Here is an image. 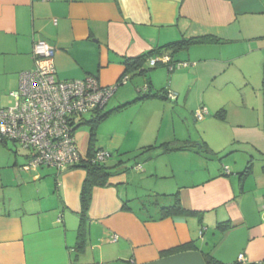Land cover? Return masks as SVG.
<instances>
[{
	"label": "crops",
	"instance_id": "0c3cea01",
	"mask_svg": "<svg viewBox=\"0 0 264 264\" xmlns=\"http://www.w3.org/2000/svg\"><path fill=\"white\" fill-rule=\"evenodd\" d=\"M195 36L210 39L183 49L187 58L167 51L189 65L159 91L171 90L180 103L185 89L183 112L208 114L196 119L194 135L177 139L190 148L156 153L184 162L186 178L172 189L193 213L157 219L159 204L127 191L120 164L107 185L92 188L77 249L85 170L24 168L29 151L0 141V264H213L206 255L216 264H264V0H0V98L13 101L0 108L13 105L20 73L34 68V40L54 47L58 79L93 75L105 86L125 73V59ZM221 110L223 118L215 115ZM144 137L140 143L159 149L151 129ZM167 168L143 171L174 177L170 161ZM172 203L170 196L163 205Z\"/></svg>",
	"mask_w": 264,
	"mask_h": 264
},
{
	"label": "built area",
	"instance_id": "2783aa9c",
	"mask_svg": "<svg viewBox=\"0 0 264 264\" xmlns=\"http://www.w3.org/2000/svg\"><path fill=\"white\" fill-rule=\"evenodd\" d=\"M31 54L34 68L20 73L17 88L11 92L13 105L0 108V141H11L29 151L24 168L50 166L60 172L83 158L74 138L77 117L86 112H100L117 86L126 83L129 76L123 75L105 86L93 75L62 80L56 77L51 44L34 40ZM148 62L151 66L163 64L168 71L189 65L188 61L173 60L168 53L150 57ZM166 96L176 100V94L169 89ZM207 114L204 107L195 111L198 120ZM110 156L107 149L96 148L90 160L105 163ZM243 258L242 253L238 255L239 260Z\"/></svg>",
	"mask_w": 264,
	"mask_h": 264
},
{
	"label": "rangeland",
	"instance_id": "374dc122",
	"mask_svg": "<svg viewBox=\"0 0 264 264\" xmlns=\"http://www.w3.org/2000/svg\"><path fill=\"white\" fill-rule=\"evenodd\" d=\"M178 54H180L181 58H187V51L181 50ZM144 67L146 68L145 74L147 73L150 77L154 75L151 82L145 78L143 73L132 71L129 75V80L117 86L113 96L108 99L100 112H86L77 117V122L79 123L74 128V138L78 151L83 155H86L90 146L106 148L111 153V156L105 163L110 166L114 164L122 165L120 169L124 170L129 178L127 191L137 195L141 202L143 200L144 203H150L158 199L160 204H166L170 199L168 193L170 191L168 190H174L175 192L176 189H172V187L175 188L177 180L183 181L186 178L184 162L178 161L176 158L170 160L166 155H156L155 148H147L150 143L140 142H145V132L151 129L153 140L159 136L156 142L157 145H160L161 142H166L170 145L178 144L179 141L177 139L183 140V137L187 138L189 135L195 134L198 120L181 109L184 107L183 95L185 89L181 95L180 103L161 97L136 99L144 92L147 94L160 93L161 91L159 90L167 87L172 80V74L184 69L182 67L169 72L163 64L151 66L147 62ZM238 74L239 72L237 71V77ZM146 83L149 84V88L144 90ZM182 86L186 88L185 83ZM234 86L238 85L234 84ZM209 91H211V87L208 88L206 93ZM234 91L239 92V89L231 88L229 92L232 93ZM120 96L127 98V101H123L122 104H126L116 109L121 105L116 103L119 102L117 98ZM190 101L191 98L189 99ZM12 102L10 98H0V106L9 105ZM106 112V116L96 121H91L96 119L99 114L103 115ZM7 145L11 150H17L19 153L25 152V149L11 141H7ZM169 161L176 170L174 177L151 179L143 171L146 165H155L160 171L166 172L168 171ZM137 163L141 166L139 169L135 168ZM151 188L163 191H158L162 193L155 195V191L149 190Z\"/></svg>",
	"mask_w": 264,
	"mask_h": 264
},
{
	"label": "trees",
	"instance_id": "16d2710c",
	"mask_svg": "<svg viewBox=\"0 0 264 264\" xmlns=\"http://www.w3.org/2000/svg\"><path fill=\"white\" fill-rule=\"evenodd\" d=\"M210 38L208 36H195V37H182L179 40L172 41L169 43H166L162 46L155 47L152 50H149L145 53H143L140 56L134 57V58H127L124 60L125 64V74L126 72H132V71H137L138 73H144L146 68L144 67V63L146 62L147 59H149L152 55H159V54H164L169 51L171 54L183 49H187L191 44L195 43H200V42H206ZM169 54V53H168ZM170 55V54H169ZM122 75V76H123ZM147 89L149 88V84L146 83ZM146 89V90H147ZM264 89V86H263ZM153 97H161V98H167L166 96V91L164 90L163 92L156 93V94H147L143 93L140 97L136 99H144V98H153ZM168 99V98H167ZM126 103L121 104L118 108H121L124 106ZM223 110L218 111L215 113L216 116L223 118ZM107 115L106 113H103V115L99 114L96 119H92L91 121H96L104 116ZM79 122L75 124L78 125ZM147 148H155L154 146H148ZM158 150L156 153H166L174 150H183V149H188L190 148V143L189 141H183L181 144H176V145H170L169 143H161L158 145ZM96 148L94 146H90L88 148V151L83 157L80 162L72 167L75 168H82L85 170L86 175L85 178L82 182L81 190H80V211H79V226L77 228V242H76V248L77 249H82L84 245V232H85V222L87 220L86 214L87 210L90 204L91 200V193H92V188L94 186H104L108 184V178L112 175L115 174L119 171L118 165L119 164H114V165H107L106 163H93L91 162L90 158ZM249 167H247L242 174H248ZM169 196L172 197L173 203L169 205H163L158 203V201H154L151 204H159V215L157 216V219H162L167 216L171 215H189L192 214L193 211H189L182 207L178 192H175L173 194H169ZM153 218V217H151ZM192 245L190 243L180 245L178 247H174L173 249L168 250L167 252H176L179 250H184L187 248H190ZM206 260L208 263L216 264V261H214V258L212 256H207L206 255Z\"/></svg>",
	"mask_w": 264,
	"mask_h": 264
}]
</instances>
